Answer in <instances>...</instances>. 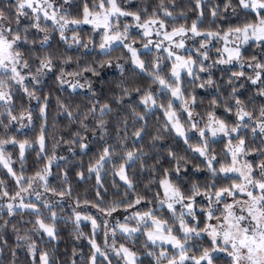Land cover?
I'll return each instance as SVG.
<instances>
[{"label":"trees","instance_id":"trees-1","mask_svg":"<svg viewBox=\"0 0 264 264\" xmlns=\"http://www.w3.org/2000/svg\"><path fill=\"white\" fill-rule=\"evenodd\" d=\"M118 1L128 12L138 13L140 21L145 23L149 19L163 20L169 30L181 26L190 28L195 21L201 32L224 34L229 28L255 20V13L241 8L238 0H232L235 12L232 9L223 11L226 0H202L199 9L196 7V0ZM95 2L97 0H68L64 15L69 20L82 19L85 3L92 9ZM217 5L220 15L213 17L211 9ZM165 9L172 16H166ZM0 11L6 17L0 24L11 27L22 38H27V42L22 40L16 47L22 53L23 62L27 61V71H30L32 78L35 76L38 80L21 86L9 79L10 72H0V78L10 85L2 90L10 91L12 96L8 104L0 102V141H15L2 145L3 159L15 176L0 162V191H7L8 196L13 197L21 186L28 187L30 178H35L33 185L39 179L36 177L38 172L41 175L49 173L46 189L68 201L51 208L40 204L42 210L39 213L21 210L9 215L8 211H0V264H41L39 257L43 252L49 254L50 264H91L94 253L95 264H127L122 254H116L115 247L120 248V245L117 239L111 240L110 234L107 235V224L100 218L95 228L92 223L81 220L77 222L76 210L86 214L89 211L84 208H93L99 212L104 209L103 213L112 207L117 209L112 213L152 211L164 198L160 181L165 178L177 185L185 196L192 195L194 184L203 193L213 183L216 190L230 186L234 181L239 183L237 176H224L219 172L212 175L207 168L206 159L192 150V147L202 146L205 142L208 153L216 157L212 163L218 170L221 165L228 166L232 162L229 152L231 143L238 145V138L243 139L246 160L253 166V176L260 178L257 166L264 162V133L259 130L260 123L264 122V117L260 116V111L264 108V96L259 95V92L264 89V71L249 67V64L264 63V44L252 42L244 46L243 67L207 64L203 67L205 71L198 68L192 77L184 75L183 97L189 101L188 107L194 114L197 126L204 128L209 124V113H213L216 119L223 120L229 129L240 125V131L231 143L227 139H215L209 135L201 138L195 134L189 136L185 143L167 120V106L170 101L173 104L171 92L154 80L157 69L153 65L159 63L158 74L169 83L174 82L171 75L173 62L165 53L160 54L156 50L140 52L139 59L143 61L145 68V71H141L134 65L128 49L123 46L103 53L100 48L103 37L100 31L92 27L70 24L73 26L64 29L65 38L61 39L58 26L44 18L37 22L34 19L37 14L29 9H25L28 15L20 16L17 23L16 0H0ZM126 22L133 24L132 20L126 19L119 24L123 26ZM35 23H39L47 31H40L33 26ZM131 32V43L135 42L139 48L145 44L146 38L140 30L136 28ZM45 35L49 37L47 42H43ZM74 36L80 43H76ZM85 44L88 46L84 47ZM46 57L51 58L52 69H44L38 73L41 60ZM252 57L256 59L253 60ZM88 68L94 69L96 74L85 71ZM256 70L261 71L262 79L253 85L248 77H254ZM234 72H243L244 76H233ZM69 73L80 75L73 76L68 75ZM40 74L44 75L40 77ZM209 79L212 84L207 83ZM77 83L83 87L71 86ZM201 84L204 86L200 87ZM24 87L33 92L36 98L28 96ZM147 92L152 93L155 105L141 102ZM192 97L195 98L194 103ZM235 98H239L242 104L238 106ZM213 101L216 103L213 104ZM103 105H108L111 111L101 113ZM240 107L251 113V118L238 120L236 113ZM41 108H44L43 115ZM93 108L95 111H92ZM175 108L182 124L191 131L192 122L184 111L182 102L173 104L172 109ZM226 108L231 111H226ZM9 111L12 116L17 117L16 120L11 119ZM68 112L72 113L71 117ZM100 121L104 122L103 125ZM253 128H256L255 132L252 131ZM42 129L45 137L43 151L39 144ZM141 129V136L136 137L135 133ZM25 141L27 144L21 158L19 145ZM81 144L87 147L81 148ZM105 147L110 149L112 155L99 169L98 182L97 172H89V168L96 165ZM128 151L135 152L138 159L126 163ZM170 152L175 154V158L169 155ZM121 165H125V174L132 187L120 178L118 173ZM177 167L180 168L178 174ZM20 176L25 179L18 184L17 178ZM61 192L64 193L63 196L59 195ZM140 197L143 200L136 204V199ZM224 202L231 203L227 199ZM130 204L133 206L129 207ZM195 204L199 209V228L203 229L206 223H210L206 217L209 202L205 195H200L195 197ZM52 211L56 213L55 221L51 218ZM159 211L164 212L161 217L172 223L173 217L166 209ZM222 211L223 203L215 215L220 216ZM38 218L47 224H54L55 240L39 230L36 224ZM177 224L176 221L175 225ZM99 227L101 229L98 231ZM90 241H94L104 255L95 252ZM118 241L140 257L139 264H157V256L162 247L150 244L144 232L136 235L134 240L121 235ZM32 243L35 244L34 253L28 247ZM195 245L199 247L191 251L195 252L197 258L204 249L210 250L213 247L211 239L207 237L197 238ZM149 252L155 255H148ZM166 263V259L160 260V264ZM212 264H231V258L215 255L212 257Z\"/></svg>","mask_w":264,"mask_h":264},{"label":"snow or ice","instance_id":"snow-or-ice-1","mask_svg":"<svg viewBox=\"0 0 264 264\" xmlns=\"http://www.w3.org/2000/svg\"><path fill=\"white\" fill-rule=\"evenodd\" d=\"M67 3L68 0H65ZM202 0H196V7L199 9L201 7ZM239 6L243 9H249L251 12L255 13L254 21H246L242 26H236L233 28H229L228 32L224 33L222 36L219 32H201L197 23L194 21L189 29H185L183 26L180 28H174L171 33L167 31L164 32V40H172L175 36H186L188 32H191L193 37L195 36H207L212 38H220L227 39L228 36L235 34V39L240 41V44H248L250 40L257 42L258 45L264 44V0H238ZM43 4L46 5L42 7L39 3V0H16V14H17V23H19L20 16H27L28 13L25 9H31L33 13H43V17L45 20H51L54 25H58L60 29L61 39H64V29L69 24H92L95 28H104L103 42L100 44L101 50L106 48H111V46L115 43H119L123 45V47L127 48L129 52L132 54L133 63L140 68L142 71L144 69V63L139 59L137 54V50L133 48L130 44H125L124 40L127 39V33L129 31V26L125 25L123 32L116 31L113 33V28L119 26V21L114 20L113 18H118L122 16H132L136 21H140L141 17L136 12H128L123 10L117 3V0H97L94 3L93 8L90 9L88 4L85 3L83 10V18L82 19H67L65 15H59L58 10L54 9L53 4L49 3V0H43ZM47 9H53L51 14L47 11ZM229 9H232L235 12V8L232 4V0H226L223 6V11L227 12ZM164 14L166 16H172V13L164 10ZM203 13L201 12V16ZM211 15L213 17H217L220 15L219 6H214L211 9ZM40 16L36 15L34 19L38 22L40 20ZM6 19L5 14L0 11V21ZM159 24L161 29L165 28V22L163 20L158 19H149L143 24H137L136 27L144 28L145 31L143 33L144 36L150 35L149 26ZM34 27L38 28L40 31H47L46 28H41L39 23H35ZM159 35V32L157 33ZM49 37L47 35L44 36L43 42H47ZM76 43H80V40L77 37H73ZM27 42L26 37H21L18 32H14L11 27H6L0 24V72L3 73H11L9 79L15 81V83L23 86V81L25 80V76L21 74L17 69V64L21 63L22 53L16 47L19 42ZM151 43V41L149 42ZM208 41L201 42L200 48L207 47ZM87 47L88 45H83ZM177 48H184V41L181 39L175 45ZM148 45H145L147 48ZM159 47V44H157ZM168 51L167 49H165ZM225 52L228 53L227 59H221L218 62L221 64L232 63L233 61L241 62L242 61V53L240 45L232 49L225 48ZM168 55L171 57L175 55V63L172 65L171 75L175 78L174 86L162 78L158 74L159 63L154 64L153 67L157 69V74L154 75V80L158 81V83L166 87L170 90L171 96L177 100L182 101V107L185 112L188 114L189 120L192 119V111L189 110L188 104L189 101L184 99L183 92L180 87V71L179 69H186L188 74L193 75L192 65L196 63L191 57L187 59L173 53L172 51H168ZM204 59H208L207 53H201ZM253 60L256 57H252ZM22 67H28L27 61H24L21 65ZM119 67V65H118ZM241 67L243 64L241 63ZM249 67H253L254 69H260L264 71V63L256 62L254 65L249 64ZM44 69L51 71L52 69V60L50 57H46L41 60V67L37 69L38 73H41ZM85 71H92L95 73L94 69L88 68ZM200 71H205L203 67L200 68ZM151 74V73H150ZM63 75V73H62ZM68 75H80V73H69ZM233 76H244L243 72H234ZM36 80V77H33ZM248 79L251 81L253 85L257 84L261 81V71H256L254 77L250 76ZM38 82V80L36 81ZM63 83V81H61ZM208 84H212L211 79L207 81ZM73 88L83 87V85L72 84ZM204 85L201 84L200 87ZM5 87H10L7 85V82L0 78V101H4L5 104H8L12 100V96L10 91L2 90ZM28 96L36 98L33 92H29L27 87L23 89ZM136 91H139L137 89ZM235 93V89L233 90ZM259 95L264 96V89H261ZM141 102L147 105L151 102L152 105L156 104V100L154 99L151 92L145 93L142 97ZM192 102H195V98L192 97ZM236 104L239 106L242 104V101L239 98H235ZM213 104L216 101L212 102ZM168 111H166V115L169 118V121L172 122V127L175 129L178 135L185 137V130L183 126L180 124L179 117L175 111H172L173 104L170 101L168 104ZM105 110L111 111L108 105H103L100 109L101 113ZM41 114L44 113V108H41ZM67 111V109H65ZM95 111V108L92 109ZM226 111H231L230 108H226ZM9 116H11L12 120H16L17 117L11 115V111H9ZM69 117L72 116L71 112L67 113ZM238 120L243 121L245 117L251 118V113L245 111L242 107H240L236 113ZM260 116L264 117V108L260 111ZM31 118V114L29 113V119ZM140 119H143V116H140ZM210 124L207 126L208 131L211 132V135L215 137L218 133H222L225 136L230 135V133L238 132L240 125L237 124L231 129L228 128L227 124L223 120L216 119L213 113H209ZM103 121H100V124L103 125ZM215 124L217 127H212ZM247 127V125H244ZM191 127L193 129L197 128L196 123H192ZM259 130L264 133V122L260 123ZM143 129L137 131L135 133L136 137L141 136V132ZM253 132L256 131V128L252 129ZM206 132L204 128L199 129V136L201 138L205 137ZM158 138V137H157ZM239 139V144L235 147L234 150L230 149L232 153V162L228 166L221 165V167L217 170L213 167V161L216 159L215 155H210L207 151V142H205L202 146L192 147L194 152H197L201 157H204L207 161V168L212 173L213 176L217 174V172L222 174L236 173L237 179L240 181L233 182L230 186L222 187L218 190L215 189V183L208 185L205 188V191L202 193L200 188L197 185L192 186V195L185 196L180 188L173 184L172 181L168 178L160 181L161 185L164 187V196L165 200H161V203H165L166 201H170L167 203L168 209L173 213V221L174 225L176 221L179 222V229L183 233V236H178L174 234L173 226L170 225L168 220H163L157 218L152 211L144 212V213H134V217L137 218L138 224L143 222L146 226L145 234L147 236L148 241H150L153 245L160 241L161 243L170 244L172 248L178 250V255L169 256L167 250L161 251L157 256V264H160L161 259H166L167 264H185V261L192 260L194 264H201V261H206L207 264H212V256L211 252H225L231 258V264H264V162L259 164L257 167L259 169L260 178L257 179L252 175L254 169L251 163L245 162L242 167H236L238 163L237 156L240 153H246V149L244 148L245 141L243 139ZM15 143L12 141H0V162L4 163V166L8 168V171L15 176V173L12 172V169L8 166L7 161L3 159L2 145L7 143ZM45 137L43 134V129L41 131V136L39 137L40 149L43 151L44 149ZM185 143H187V138H185ZM231 143V141H229ZM27 141L21 143L19 145L21 151V158H23L25 146ZM87 147L84 144H81V148ZM112 153L108 147L103 149V153L100 155L99 159L96 162V165L89 168V172H97V180L99 182V169L103 167L104 162ZM170 156L175 158L174 153H169ZM134 159H138L136 153L133 151L126 152V163L128 161H132ZM199 170V169H197ZM47 171V169L45 170ZM180 168L177 167L176 172L179 173ZM120 178L128 183L129 187H132L131 182L128 180L125 174V165L120 166V171L118 173ZM167 176V171H166ZM40 180H45V175H41L39 172L36 174ZM23 176L17 178V183L19 184L21 180H24ZM35 178H30L28 180V187L25 188L21 186L20 191L16 193L15 196L11 197V199L15 200L17 197H20V204L18 207L22 209H32L34 212L39 213V209L36 204H25L23 202V198L21 197V192H27L28 189L32 187L33 180ZM47 190V189H46ZM211 190V191H210ZM9 193L5 191L3 196L7 197ZM59 195L63 196L64 193L61 192ZM205 195L206 199L209 201V207L206 211L207 220L215 219L217 223L215 225L206 223L203 229L196 227L195 225H190L186 219L185 215L191 217L193 220H196V214L194 211V203L195 197ZM247 197V199H238V196ZM227 197H232V203L224 202ZM37 198H39V193H37ZM143 200V197L137 198L135 203L140 204ZM185 201H190L189 203H185ZM215 203L217 205L223 203V211L220 216L215 215V211L212 209L211 205ZM174 204H180L183 208L187 209V212H180V214L176 215V209L174 208ZM95 206V205H94ZM133 205H129L132 207ZM46 208H51V205L45 204ZM9 215L13 214V205L9 203L7 205ZM116 207H112L108 210V215H111L112 212L116 211ZM204 211V209H201ZM100 211H105L104 209H100ZM51 218L53 221L56 219V213L54 211L51 212ZM132 217H129V219ZM81 216L76 214V221L79 222ZM84 219L91 220L93 227H96V220L92 217H84ZM198 223V221H197ZM36 224L39 226V230H42L47 234V236L53 240L56 237V231L54 224H47L44 220L38 218L36 220ZM121 231L128 233L131 235L134 232L140 231L139 227L129 228L126 225H120ZM201 233H206L211 238V243L213 247L209 249H204L202 255L198 258L195 256H189L188 248H186V244L189 239L192 238L193 234L197 237L201 235ZM18 239H26V237H18ZM92 243L95 252H99L101 255L104 253L100 252V248L95 244L94 241H90ZM29 251H35V244H29ZM123 252L125 254V258L128 261V264H136V254L130 251L128 248L123 245L120 246L119 250H116V254L120 255ZM14 254V253H13ZM148 255H155L153 252H149ZM107 258V257H105ZM41 264H50L49 254L47 252L41 253L39 257ZM75 264V262H73ZM91 264H95V253L91 257Z\"/></svg>","mask_w":264,"mask_h":264},{"label":"rangeland","instance_id":"rangeland-1","mask_svg":"<svg viewBox=\"0 0 264 264\" xmlns=\"http://www.w3.org/2000/svg\"><path fill=\"white\" fill-rule=\"evenodd\" d=\"M39 3L41 4L42 7L46 8V5L43 4V0H39ZM49 3H52L54 9L58 10V17L57 18H59V15H64V13H65V11L67 9V5H66L65 0H49ZM117 3L123 10H125L121 6V4H120V2L118 0H117ZM29 10H31V9H29ZM47 11L51 14L53 9H47ZM125 11H127V10H125ZM35 14L39 15L41 18H44L42 12L35 13ZM113 19L114 20H118L119 22L122 21V20H125V19L133 21V24H131L130 22L124 23L123 26L119 24L118 27H114L113 28L115 30H113V33H110V34H114L116 31L123 32L124 26L128 25L129 26V31L126 34L127 35V39L124 40V43L125 44H130L133 48H135L137 50L138 56H139L140 52H142V51L149 52V51L156 50L160 54L165 53L167 55V57L169 58V60H171L173 63L176 62L175 61V55L170 57L168 55V51H172L173 53H175L177 55H180V56H182V57H184L186 59L188 57H191L194 61H196V63L194 65H192L193 75L195 74L196 69L204 67L207 64H209L211 66L221 65V66H224V67H231V66H234V65H240L241 66V63H242L243 66H245V63H243V61H241V62L233 61L232 63H227V64H221V63L218 62L221 59H227L228 53L224 51L225 48L232 49V48L236 47L237 45H240L241 53H242V50H243L244 46L247 45V44H240V41L235 39V34H233L231 36H228L227 39H220L218 37L212 38V37H207V36H203V35L202 36L193 37L192 33L188 32L186 36H183V37L175 36V37H173L172 40L169 41V40H164V32L167 31L168 33H171L172 30H169L166 27L164 29H161L159 27V24H155V25H150L149 26L150 35L144 36L146 38V42H145L144 45L140 46V48H139V46L135 42H134L135 44L130 42L131 41L130 36H131V33H132L131 31L132 30L135 31L136 28H137V30H140L142 32V34H143L145 29L141 28V27H136V25L138 23L139 24H143L144 22L136 21L132 16H122V17L113 18ZM47 21L52 23L51 20H47ZM56 26H58V25H56ZM72 26L73 25L69 24L66 28H70ZM75 26L92 27L95 30L100 31L102 37H103L104 31H105L104 28L101 27V28L97 29L92 24H83V23H81V24H78V25H75ZM186 29H189V28H186ZM158 32H159V35H157ZM222 35L223 34H221V36ZM181 39H183L184 45H185L184 48H182V49L181 48H177L175 46L176 43H178ZM150 41H151V43H149ZM204 41H208L207 47L200 48L201 42H204ZM252 42H255V41L250 40L248 42V44L252 43ZM146 44L148 45L147 48H145ZM157 44H159V47H157ZM119 46H123V45H121L119 43H115V44H113L111 46V48H106V49L101 50V51L103 53H108V52H111L112 50H114L115 48H117ZM165 49H167L168 51H166ZM205 52L208 55V59H204L203 56L201 55V53H205ZM129 53H130V55H132L131 52H129ZM22 64H23V60H21L20 64H17V69H18V71L21 72L22 75L25 76V80L23 81V85H25L27 82L37 81V80H34L32 78V75L29 73L30 71L29 72L27 71V67L25 68V67L21 66ZM119 66H121V65H119ZM138 69H140V68H138ZM143 71H145V70H143ZM179 71H180V87H181V90H182V86H183L182 85V79H183L185 74H188V72H187L186 69H179ZM43 75L44 74H40V77H42ZM193 75H191V77ZM173 81H175L174 77H173ZM170 84H172L174 86V82L170 83ZM0 102L1 103H5L4 101H0ZM181 102H182L181 100H177V99L173 98V104H177V103H181ZM172 111L176 112V108L172 109ZM177 116L179 117L180 115L177 114ZM167 120H168L170 126L172 127V122L169 121L168 116H167ZM191 122L192 123H196L194 114L192 115ZM180 124L183 126V128L185 130V137H182V136L178 135L173 127H172V129L175 131V133L177 134L178 137H180L181 139H184V140H185V138H188L189 136L194 135V134L199 136V129L203 128V127L197 126L196 129L192 128L191 131H188L185 128V126L182 124L181 121H180ZM209 124H210V122H209ZM207 126L204 127L205 132H206L205 137L207 135L213 137L211 135V132L208 131V127ZM212 127H217V125L213 124ZM239 131H240V129L238 130V132L230 133V135H228V136H225L222 133H218L213 138H215V139H227V140L231 141L234 137H236L238 135ZM236 146L237 145L231 143L230 148H229V152H230L231 156H232V153H231L230 149L234 150ZM244 148H245V144H244ZM237 160H238V163L236 164V167H242L243 164L247 161L246 160V154H244V153L238 154ZM43 175H45V177H46L45 180L38 179L36 182H34L32 187L30 189H28L27 192H21V197L23 198V202L25 204H36L38 209H39V211L42 210V208L40 207V204H42V205L48 204V205L54 206V205H58V204L67 203L68 201H67L66 198H62V197H60V196H58L56 194H53L50 191L46 190L47 182L49 181L50 174L49 173H45ZM223 175L224 176H237L238 174L229 173L227 175H225V174H223ZM252 175H253V173H252ZM163 190H164V187H163ZM3 193L4 192L0 191V211H8L7 205L9 203H11L13 205V212L21 211V210L22 211H33L32 209H22V208L18 207V205L20 204V197H17L15 200H13V199H11L10 196H7V197L3 196ZM37 193H39V198H37ZM237 198L238 199L239 198L240 199H247V197H244L242 195L238 196ZM226 199L229 200V202L232 203V200H233L232 197H227ZM162 200H165V196H164V198ZM168 202H170V201H166L165 203H160L157 208H154L152 210V212L157 218H160V219H163V220H168L170 222V225L173 226L174 234L182 237L183 233L181 231H180L179 234L177 233V230H180L179 229V222L177 221L178 224L177 225H175V224L173 225L169 219H164L163 217H161V215H163L164 212H162V211L158 212V210L166 209L173 217V213L167 207V203ZM189 202L190 201H185V203H189ZM220 206H221V204L217 205L215 203H212V205H211V207L215 211V213L219 211ZM174 208L176 209V215L177 216L180 214V212H185V213L187 212V209L183 208L182 205H180V204H174ZM193 208H194V211H195V214H196V220H193L191 217H188L187 215H185V219L190 225H195L196 227L199 228V226L201 224V221L199 220V217L197 215V211L199 209H197L195 203H194ZM84 209L89 211V214L83 213L81 210H76L78 212V214L81 216L80 220L84 221V222L91 223V220L84 219V217L90 216V217H92L93 219L96 220V225H97V223L99 222V218H100L109 227L107 235L110 234L109 236H110L111 240H112V238L117 239V242L119 243L120 246L122 244L118 241V238H121V235L131 237L134 240L136 235H139V234H141L143 232L145 233L146 226L143 224V222L138 224L137 218L134 217V215H133L136 212H134L132 210L131 211L118 212V213H111V215H108V212H106V213L99 212V211H97V210H95L93 208H84ZM129 217H132V218L129 219ZM197 221H198V223H197ZM216 223H217V221L215 219L210 220V224L215 225ZM120 225H126L129 228L139 227L140 231L134 232L131 235H129L128 233H125V232L121 231ZM97 229L99 231L101 229V227H99ZM201 237H207V238L211 239L206 233H201V235L199 237H197V236H195L193 234L192 238L189 239L188 243L186 244V248L189 249L188 253H187L189 256H195L196 257L195 252L191 251V249L194 250L195 248L199 247L198 245H195V242L197 241V238H201ZM149 243L152 244L150 241H149ZM123 246L126 247V245H123ZM154 246L162 247V251L167 250V253H168L169 256L178 255V250L172 248V246L170 244H165V243H161L160 241H157V243ZM115 249L119 250L120 248L119 247H115ZM120 254H122L123 257L125 258V254L123 252H121ZM1 255H2V253H1V250H0V257H1ZM215 255L228 256L227 253L220 252V251L211 253L212 257L215 256ZM139 259H140V257L138 255H136V264H139L138 263ZM126 263L128 264L127 259H126ZM204 263H207V262L206 261H201V264H204ZM185 264H194V261L187 260V261H185Z\"/></svg>","mask_w":264,"mask_h":264}]
</instances>
